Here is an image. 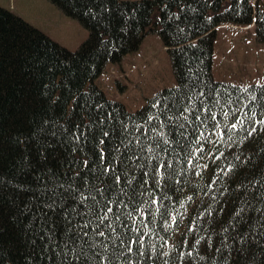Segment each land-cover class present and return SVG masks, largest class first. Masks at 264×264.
Returning a JSON list of instances; mask_svg holds the SVG:
<instances>
[{"label":"trees","instance_id":"16d2710c","mask_svg":"<svg viewBox=\"0 0 264 264\" xmlns=\"http://www.w3.org/2000/svg\"><path fill=\"white\" fill-rule=\"evenodd\" d=\"M50 1L88 30L77 49L0 6V264H64L70 240L93 264H264V83L212 74L218 27L264 43V1ZM150 32L176 85L130 111L95 79ZM59 182L66 217L40 207Z\"/></svg>","mask_w":264,"mask_h":264},{"label":"rangeland","instance_id":"374dc122","mask_svg":"<svg viewBox=\"0 0 264 264\" xmlns=\"http://www.w3.org/2000/svg\"><path fill=\"white\" fill-rule=\"evenodd\" d=\"M0 6L70 50L77 49L89 33L50 0H0ZM212 74L216 80L237 85L264 83V43L252 26L225 24L217 29ZM95 83L107 97L134 111L157 91L176 85V79L162 38L150 32L137 50L125 54L121 61L106 63Z\"/></svg>","mask_w":264,"mask_h":264},{"label":"snow or ice","instance_id":"6c2138e0","mask_svg":"<svg viewBox=\"0 0 264 264\" xmlns=\"http://www.w3.org/2000/svg\"><path fill=\"white\" fill-rule=\"evenodd\" d=\"M157 103H159V102H157ZM155 106L156 105H153V107H155ZM227 115H228V113L225 112V116H227ZM252 115L255 116V113L253 112ZM151 118L152 117H149V119H151ZM215 118H216L215 114H213L212 119H215ZM196 119L200 120V116H196ZM243 123H244V119H238L236 123L231 124V129H236L238 125H242ZM256 123L259 125H264V119L258 120V121H256ZM256 131H257V128L255 126H253L248 131V136H252ZM218 134L220 136H223L226 133L223 131H220ZM104 135L107 136V133H105ZM76 139L79 140V136H76ZM101 143H103V141H101ZM24 159L27 160L26 157ZM103 159H104L103 153H101V161L102 162H103ZM189 163H191V161H189ZM84 164H85V166H87L88 161H84ZM105 171H107V169ZM53 179H57V178L53 177ZM116 181H117V183H119V181H120L119 176L116 177ZM58 189H64L65 191H70V190H72V186L69 185L66 187L63 182L53 184L51 188L46 189V192L51 194V196H52L51 201H47L42 197L41 201H40V207L43 208L45 210V212H48V211L55 212L59 208L62 216L66 217L67 211L65 210V208L67 206L61 205L60 198L63 196V192H58ZM20 190H30V189H26V188H23V186H20ZM113 203H115V202L109 201V204L106 207V209H101V214L96 217V219L99 221V223L96 224V227L93 229V231L98 236H104V234H105L103 231H97V229H99L100 225H102L105 220L109 219V214H111L113 212V208L111 207V205ZM72 210L75 211L74 208ZM118 218L119 217H117V219ZM90 224H91L90 221H86L82 225H79L82 229H85V230H82L78 235L81 237H84V238L88 237L89 233H88V231H86V229L90 227ZM109 227H110V225H109ZM66 243L70 244L71 247H69V255H68V258L64 261V264H93V260L89 259L88 255L83 251L82 248L80 250L77 249L74 241L70 240V241H67ZM131 243H140L141 246L143 245L142 239L141 240H134ZM128 251L129 252L132 251L131 244H129ZM95 255H99V254L97 253ZM106 259H107L106 256H101L99 261L96 262V264H106Z\"/></svg>","mask_w":264,"mask_h":264}]
</instances>
